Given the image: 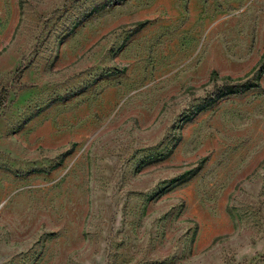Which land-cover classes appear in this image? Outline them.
<instances>
[{
  "label": "rangeland",
  "instance_id": "rangeland-1",
  "mask_svg": "<svg viewBox=\"0 0 264 264\" xmlns=\"http://www.w3.org/2000/svg\"><path fill=\"white\" fill-rule=\"evenodd\" d=\"M0 264H264V0H0Z\"/></svg>",
  "mask_w": 264,
  "mask_h": 264
},
{
  "label": "trees",
  "instance_id": "trees-1",
  "mask_svg": "<svg viewBox=\"0 0 264 264\" xmlns=\"http://www.w3.org/2000/svg\"><path fill=\"white\" fill-rule=\"evenodd\" d=\"M231 89H225L224 91H221L220 93H218L216 95V97H220V96H223V95H226V94H229V93H232V92H236V91H230Z\"/></svg>",
  "mask_w": 264,
  "mask_h": 264
}]
</instances>
